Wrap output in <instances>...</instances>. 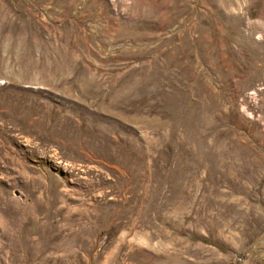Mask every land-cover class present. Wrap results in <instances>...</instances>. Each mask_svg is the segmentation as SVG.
Instances as JSON below:
<instances>
[{"label": "rangeland", "instance_id": "rangeland-1", "mask_svg": "<svg viewBox=\"0 0 264 264\" xmlns=\"http://www.w3.org/2000/svg\"><path fill=\"white\" fill-rule=\"evenodd\" d=\"M0 264H264V0H0Z\"/></svg>", "mask_w": 264, "mask_h": 264}]
</instances>
